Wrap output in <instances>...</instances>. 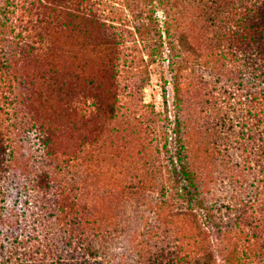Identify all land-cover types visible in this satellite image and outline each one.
Wrapping results in <instances>:
<instances>
[{"label":"rangeland","instance_id":"374dc122","mask_svg":"<svg viewBox=\"0 0 264 264\" xmlns=\"http://www.w3.org/2000/svg\"><path fill=\"white\" fill-rule=\"evenodd\" d=\"M102 1L119 33L106 53L112 70L98 79L113 108L66 124L54 145L58 159L47 166L69 206L74 203L67 218L82 214L86 238L98 248L94 259L71 252L72 263L196 264L206 251L216 264L228 252L240 264H264V154L249 139L252 103L246 87L237 86L241 78L234 79L236 62L219 52L231 49L218 39L217 11L188 0L186 9L171 14L168 36L162 9L129 11L124 0ZM89 54L75 60L87 72L102 61ZM86 75L71 90L81 113L95 103V92L82 89ZM4 108L13 151L0 172V198L20 208L22 177L47 160L21 115ZM225 176L239 198L233 205L225 196L230 184L221 182ZM45 198L54 204V195ZM239 211L247 212L242 220ZM49 212L43 217L53 219L55 211Z\"/></svg>","mask_w":264,"mask_h":264},{"label":"trees","instance_id":"16d2710c","mask_svg":"<svg viewBox=\"0 0 264 264\" xmlns=\"http://www.w3.org/2000/svg\"><path fill=\"white\" fill-rule=\"evenodd\" d=\"M124 1L129 11L148 10L149 6L162 9L168 18L164 21L168 36L172 35L171 14L189 5L188 0ZM198 1L197 7L217 11L218 39L223 42L221 46L231 49L219 52L222 56L230 54L236 62L234 79L241 78L237 86L246 87L245 95L252 103L249 139L264 154V0ZM105 4L102 0H0V172L12 161L13 151L1 115L7 113L6 106L15 115H21L27 132L34 135L40 146L41 159L47 160L44 167H32L27 170L31 175L22 177L20 184L26 198L22 207L6 205L0 198V264H73L75 257L71 254L79 251L93 259L97 257L98 248L86 238V218L77 211L74 218H67L72 215L69 209L74 203L69 206L65 188L47 166L58 159L54 145L66 124L92 119L94 113L113 108L104 100L102 82L98 81L112 70L105 61L106 53L119 41L118 27L106 16ZM83 51L102 59L89 72L75 64ZM243 70L247 74L240 73ZM244 74L246 84L242 82ZM85 75L89 81L82 89L95 92V103L92 111L81 113L70 98L71 90L82 84ZM262 162L264 165V157ZM223 178L227 179L221 182L232 184L231 177ZM253 179L259 180L255 174ZM231 184L225 196L229 195L226 199L233 205L239 198L232 193ZM175 190L183 194L181 186L177 185ZM46 195H54V204L46 200ZM33 199L40 201V212L34 211L38 206ZM50 209L55 211L53 219L43 217L50 214ZM246 213L239 211V218H245ZM222 257L223 264H240L231 252ZM85 261L81 260V264ZM196 264L216 263L213 255L204 251Z\"/></svg>","mask_w":264,"mask_h":264}]
</instances>
